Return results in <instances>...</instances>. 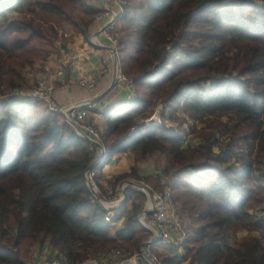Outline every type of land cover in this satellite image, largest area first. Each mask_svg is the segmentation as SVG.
Segmentation results:
<instances>
[{"label":"trees","instance_id":"16d2710c","mask_svg":"<svg viewBox=\"0 0 264 264\" xmlns=\"http://www.w3.org/2000/svg\"><path fill=\"white\" fill-rule=\"evenodd\" d=\"M261 1L129 0L115 29L136 98L104 115L108 155L97 180L118 154L135 158L119 181L139 177V163L163 157L162 175L145 181L157 189L161 179L170 181L188 224L183 251L189 264H264V216L251 213L264 206ZM101 12L85 0H0V93L31 88L25 68L65 40L59 30L69 24L89 39ZM159 102L164 120L183 125L186 118L208 117L197 132L198 147L183 148L171 128L133 131ZM91 162L88 143L43 103H0V264H26L37 244H49L65 264H85L116 248L139 249L145 194L127 189L124 206L106 223L84 177ZM121 218L125 228L113 238L112 225ZM242 231L260 237L238 243Z\"/></svg>","mask_w":264,"mask_h":264},{"label":"built area","instance_id":"2783aa9c","mask_svg":"<svg viewBox=\"0 0 264 264\" xmlns=\"http://www.w3.org/2000/svg\"><path fill=\"white\" fill-rule=\"evenodd\" d=\"M101 13L97 21L101 28L92 33L90 44L101 51V67L96 74L82 73L74 62V56L64 53V60L55 73V82L60 84L61 89H69L78 86L89 92H96L98 84L107 76L112 75L113 80L108 87L97 94L93 101H78L66 105L58 103L55 98L56 85L39 82L37 87L29 91L15 90L14 92L0 97L2 101L16 98L29 103H43L51 113L64 117L66 122L75 129L77 135L89 145L92 154V162L85 172V181L91 192V203L99 205L105 211L104 220L112 224L117 211L120 210L126 200V190L138 189L146 196V205L139 214V221L147 232V238L136 252L124 249H116L101 254L94 261L85 264H164L156 248L169 246L172 249L183 250V245L188 234L186 225L179 212V207L174 201L170 181L163 182L160 192H155L147 185L132 184L133 181H123L117 188H102L97 180L98 172L103 166L108 152L103 142L102 133L97 124L91 120L93 112L106 114L112 110L108 104L111 97L122 90L128 94L129 102L136 98L135 84L132 78L127 77L121 66L119 42L115 33L118 22L123 18L128 7L126 0H101ZM87 5L95 8V1L88 0ZM65 37H68L65 35ZM67 69L70 77L66 78ZM164 106H160L163 108ZM163 118L156 111L148 120L133 130L145 129L151 126H161ZM132 182V183H131ZM257 216L264 214L257 211ZM27 264H65L59 257L46 258L40 256L35 261Z\"/></svg>","mask_w":264,"mask_h":264},{"label":"crops","instance_id":"0c3cea01","mask_svg":"<svg viewBox=\"0 0 264 264\" xmlns=\"http://www.w3.org/2000/svg\"><path fill=\"white\" fill-rule=\"evenodd\" d=\"M95 8H101V0H94ZM101 28V23L97 22L91 30V34L98 31ZM65 32L68 33L69 38L65 40L63 47L62 43L56 44V50L49 55L45 60H41L33 65L31 69L27 70L29 77L36 80V82H45L46 84L56 85L55 98L58 103L62 105L78 102V101H93L95 96L105 90L108 85L113 80V76L109 75L105 77L99 84L98 90L96 92H89L85 89H82L78 86H72L69 89H61L60 84L55 82V73L60 68L63 60L64 53L66 51L69 55L74 56V62L77 65V68L82 73L87 74H96L101 67V51L90 44L89 39H86L81 34L74 33L71 26L65 27ZM32 73V74H31ZM70 70L67 69L66 78H69ZM122 103H129L128 94L122 90L114 94L109 100L108 104L112 105V109L118 107ZM111 111V110H110ZM104 115L93 112L90 115L91 120H93L101 133L104 132ZM135 165V158L132 153H122L115 156L111 162L102 169V177L100 179V184L102 188L115 187L117 188L124 180L119 181L118 179L125 174L131 172L132 167ZM151 162L139 163V176L143 177L144 175H152L154 177V171L149 168ZM119 181V182H118ZM113 230L111 236L116 238V233L125 228L124 218H121L115 221L112 225ZM34 251L35 254H42L48 257L55 255L54 251L49 247L48 244L39 245Z\"/></svg>","mask_w":264,"mask_h":264},{"label":"rangeland","instance_id":"374dc122","mask_svg":"<svg viewBox=\"0 0 264 264\" xmlns=\"http://www.w3.org/2000/svg\"><path fill=\"white\" fill-rule=\"evenodd\" d=\"M87 1L88 0H85V2H86V5H87ZM127 1V3H128V6H129V0H126ZM257 2L258 3H263L261 0H257ZM88 6V5H87ZM69 24H65V27L66 26H68ZM70 26V25H69ZM65 27H64V29H61V30H59V35L60 36H62L65 40H67L68 38H69V36H71V35H69L68 33H66L65 32ZM65 35H67L68 37H65ZM65 40H63V41H60V43H62V47H63V44H64V42H65ZM59 43V42H58ZM64 48V47H63ZM56 50V49H55ZM32 68H33V65L32 66H27L26 68H25V71H24V75H25V77L28 79V81H29V86L31 87V88H29V89H25V88H22V89H17V90H21V91H29V90H32V89H34L35 87H37V85H38V83L40 82H36V80H33V79H31V77H29V73H28V69L30 70L31 69V71H32ZM32 74V73H31ZM207 87H211V84H207L206 85ZM15 91V90H14ZM13 91V92H14ZM12 93V92H11ZM0 97H3V95L0 93ZM163 105V103L162 102H159L158 103V105H157V107H156V109H155V111L153 112V114L156 112V111H158L159 110V113L161 114V117H162V115H163V109H164V107L163 108H160V106H162ZM164 106V105H163ZM167 117H169V116H167ZM178 117L180 118V119H182V118H186V116L183 114V113H179L178 114ZM187 119V123L186 124H181V121H175V120H173V119H168V120H164V119H162L161 121H162V124H161V126H162V128L164 127V128H171V129H175L176 131H178L179 132V135L181 136V146L183 147V148H188V147H198V145L200 144V142H202L200 139H198L197 138V132L199 131V130H201V129H203L205 126H206V124L208 123L207 121H208V117H205V118H203V120L202 121H197V120H192V119H189V118H186ZM223 122H225V123H229V126H231V123H230V121H229V118H227V117H224L223 119ZM156 127H160V126H156ZM97 128H98V126H97ZM99 129V128H98ZM100 131V130H99ZM101 132V131H100ZM148 163V162H151V166H149V168L151 169V171L153 170L154 171V177L153 178H156V177H158L160 174L162 175V173H163V169H164V167H165V162H164V158L163 157H151L150 159H148V160H145V161H143V163ZM147 177H152V175H144L143 177H141V176H139V177H132V178H128V179H126V181H133L135 184H138L139 186L140 185H147L148 187H150V188H152L155 192H160L161 190H162V188H163V185H162V183L163 182H167V181H169L168 179H166V178H163V179H161L160 180V183H159V185H160V189H157L154 185H152V184H150V183H147L146 181H145V178H147ZM125 181V180H124ZM115 188V187H114ZM129 189H134V190H137V191H139L138 189H135V188H129ZM144 194V193H143ZM178 205V204H177ZM178 207H179V212H180V215H181V217H182V219H184V217H183V215L181 214V211H180V206L178 205ZM257 211H260V214L261 213H263L264 214V206L263 207H259V208H256V209H254V210H251V213L252 214H255L256 216H257V214H259ZM258 217H261V215L260 216H258ZM183 222L184 223H187L186 222V220L184 219L183 220ZM186 225V224H185ZM188 225V224H187ZM187 225H186V228H187ZM252 236H257V237H260V235L259 234H257V233H248V232H246V231H242V232H240L238 235H237V237H236V241L238 242V243H242L243 241H245L246 239H248L249 237H252ZM146 237H147V232L145 233V239H146ZM144 239V240H145ZM263 243H264V241H263ZM49 245V244H48ZM37 246H39V244H37V245H35V246H33L31 249H30V255H31V259L30 260H28L27 262H26V264L27 263H30V262H32V261H35L37 258H39L40 256H42V257H46V258H54V257H56V256H58V254H57V252H54L55 253V255L54 256H52V257H48V256H45V255H42V254H35L34 253V251L36 250L35 248H37ZM42 246V245H41ZM49 247H50V245H49ZM51 248V247H50ZM52 249V248H51ZM116 249H124V250H127V251H129V252H133L132 250H130V249H125V248H116ZM116 249H113V250H116ZM53 251V250H52ZM156 252L161 256V259L162 260H164V259H168V258H175V257H178L179 258V262H177L176 264H189V261L188 260H186L185 258H184V255H185V252L183 251V250H181V251H179V250H172V248L171 247H169V246H162V247H158V248H156ZM95 260V259H94ZM94 260H90V261H94ZM164 264H173L171 261H168V262H166V263H164Z\"/></svg>","mask_w":264,"mask_h":264},{"label":"water","instance_id":"95a60500","mask_svg":"<svg viewBox=\"0 0 264 264\" xmlns=\"http://www.w3.org/2000/svg\"><path fill=\"white\" fill-rule=\"evenodd\" d=\"M101 6H102V3H101ZM158 113H159V110H158ZM133 131H135V130H133ZM132 183V182H131ZM132 184H135V183H132ZM139 186V185H138Z\"/></svg>","mask_w":264,"mask_h":264}]
</instances>
